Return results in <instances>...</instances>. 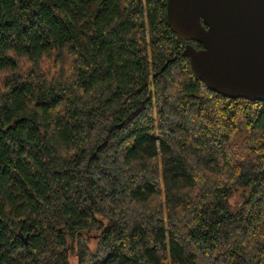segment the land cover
<instances>
[{"label": "trees", "instance_id": "obj_1", "mask_svg": "<svg viewBox=\"0 0 264 264\" xmlns=\"http://www.w3.org/2000/svg\"><path fill=\"white\" fill-rule=\"evenodd\" d=\"M188 43L167 0H0V264H264V103Z\"/></svg>", "mask_w": 264, "mask_h": 264}, {"label": "water", "instance_id": "obj_2", "mask_svg": "<svg viewBox=\"0 0 264 264\" xmlns=\"http://www.w3.org/2000/svg\"><path fill=\"white\" fill-rule=\"evenodd\" d=\"M167 19L210 91L264 103V0H167Z\"/></svg>", "mask_w": 264, "mask_h": 264}, {"label": "rangeland", "instance_id": "obj_3", "mask_svg": "<svg viewBox=\"0 0 264 264\" xmlns=\"http://www.w3.org/2000/svg\"><path fill=\"white\" fill-rule=\"evenodd\" d=\"M240 196H241V191H238L234 194L233 198H232V204L233 205H238L239 204V200H240ZM91 235H94V233H91ZM94 250V247L91 246Z\"/></svg>", "mask_w": 264, "mask_h": 264}]
</instances>
